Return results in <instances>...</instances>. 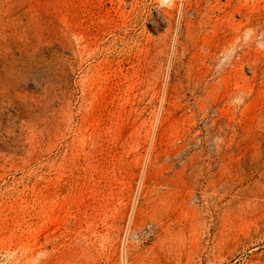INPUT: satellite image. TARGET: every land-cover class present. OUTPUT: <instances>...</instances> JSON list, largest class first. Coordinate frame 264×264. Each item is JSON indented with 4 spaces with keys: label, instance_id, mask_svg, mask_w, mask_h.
I'll list each match as a JSON object with an SVG mask.
<instances>
[{
    "label": "rangeland",
    "instance_id": "374dc122",
    "mask_svg": "<svg viewBox=\"0 0 264 264\" xmlns=\"http://www.w3.org/2000/svg\"><path fill=\"white\" fill-rule=\"evenodd\" d=\"M0 264H264V0H0Z\"/></svg>",
    "mask_w": 264,
    "mask_h": 264
}]
</instances>
